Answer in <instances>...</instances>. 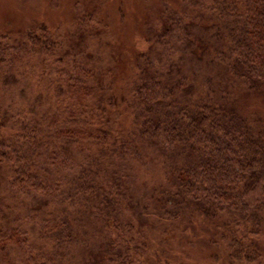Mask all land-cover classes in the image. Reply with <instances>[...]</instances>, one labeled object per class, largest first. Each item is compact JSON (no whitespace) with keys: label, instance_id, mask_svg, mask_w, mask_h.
Listing matches in <instances>:
<instances>
[{"label":"trees","instance_id":"1","mask_svg":"<svg viewBox=\"0 0 264 264\" xmlns=\"http://www.w3.org/2000/svg\"><path fill=\"white\" fill-rule=\"evenodd\" d=\"M179 2L165 8L158 52L136 57L119 130L84 37L64 48L44 25L0 35V264H73L90 245L106 264H134L150 246L138 220L166 230L193 213L258 235L264 122L241 114L222 83L264 87V0ZM146 157L161 175L151 188L139 186ZM92 223L102 242L87 239ZM230 235L229 258L254 261Z\"/></svg>","mask_w":264,"mask_h":264},{"label":"rangeland","instance_id":"2","mask_svg":"<svg viewBox=\"0 0 264 264\" xmlns=\"http://www.w3.org/2000/svg\"><path fill=\"white\" fill-rule=\"evenodd\" d=\"M165 8L170 11L180 9L179 0H0V35L8 34L12 40H20L21 35L34 27L44 25L63 46L72 47L77 39L84 37V46L90 62L99 67V74L109 81L111 92L117 98L112 112L118 121L117 129L127 125V112L121 98L129 89L136 74V57L139 52L151 55L158 52L155 37L165 25ZM192 13V12H190ZM193 15V14H192ZM192 22V20L190 21ZM80 27V28H79ZM77 29L80 37L76 36ZM165 29V28H164ZM202 43L196 50L201 54ZM210 52V49H207ZM96 70V69H95ZM222 94L234 102L241 114L257 115L264 122V87L249 92L244 86L227 78L222 83ZM146 157L145 164L138 167L140 187L151 188L161 175ZM143 185V186H141ZM227 217L214 220L196 213L189 222L180 221L171 229H156L149 221L138 220L140 229L138 240H144L149 253L145 260L134 264H264V221L258 227L256 237L245 240L242 231L225 225ZM160 225H169V222ZM219 224V226H217ZM225 225V226H224ZM230 230L248 250H255V260L229 258L227 241ZM87 239L92 244L102 242V232L96 223L89 226ZM256 248V249H255ZM73 264H106L102 248L91 245L76 249ZM75 254V251H74ZM93 254V259L89 255ZM77 258V259H76ZM82 258L85 259L82 261Z\"/></svg>","mask_w":264,"mask_h":264}]
</instances>
